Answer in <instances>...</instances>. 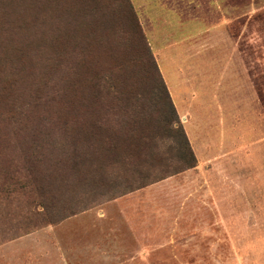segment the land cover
<instances>
[{"label": "rangeland", "instance_id": "374dc122", "mask_svg": "<svg viewBox=\"0 0 264 264\" xmlns=\"http://www.w3.org/2000/svg\"><path fill=\"white\" fill-rule=\"evenodd\" d=\"M67 1L0 0V264H264V0H158L175 30L160 49L177 56L191 91L184 110L139 0L129 3L141 42L121 0H80L74 30ZM97 26L113 56L90 74L122 65L113 76L125 73L138 97L129 113L102 95L98 138L127 131L136 112L153 138L135 168L77 158L54 125L65 119V59ZM42 120L57 131L32 144Z\"/></svg>", "mask_w": 264, "mask_h": 264}, {"label": "trees", "instance_id": "16d2710c", "mask_svg": "<svg viewBox=\"0 0 264 264\" xmlns=\"http://www.w3.org/2000/svg\"><path fill=\"white\" fill-rule=\"evenodd\" d=\"M69 5L76 8L69 10V14L66 18L67 23H71L73 16L72 29L78 25V21L82 15V8L80 0H68ZM129 0H121L123 6L126 5L127 12L122 14L123 18L132 22L130 34H135L138 39H143L141 30L135 25L133 16V7ZM135 12V11H134ZM134 22V23H133ZM70 30H67V37ZM99 27H94L93 31H88V34L79 38V56L75 55L74 60L65 59V77H64V94H65V119L61 125L54 123L56 129L70 139V144L76 146L74 150L77 158L79 155L86 156V158L93 159V163L99 160V165L103 168H111L117 163L125 164L132 168L140 165L141 159H144L148 155L150 145H152L151 136H144V132L140 129L139 124L141 121L136 119L137 113L130 114V125L127 131L121 134L108 131L105 138L99 139L97 133L101 130L99 111L102 104V95L104 93L112 96L111 104L108 102L106 107L120 105L121 109L130 113L134 109L138 97L135 90L128 89L126 87L127 77L125 73H122L119 79L113 76L115 71H124L122 65L110 67L107 72H101L97 70L94 74H90L92 65L97 67L100 65V59L104 57H112L113 52L109 48L107 43H102L99 35ZM90 41L94 42L96 46H100L102 56L96 51L91 49ZM102 44V45H101ZM149 52V51H148ZM123 56V55H122ZM120 56V57H122ZM150 62H152L153 72L156 74L155 80H160V73L157 70L156 64L152 61L150 56ZM93 92H88L89 89ZM164 100H167L168 107L174 113V106L172 100H170L169 94L166 92ZM113 107L109 106V110ZM90 109H93L92 112ZM53 123L47 124V122L39 121L32 129V137H34L32 144H39L37 139L39 136L54 134L56 129H53ZM187 146V143H186ZM194 159L193 155L188 152V161ZM159 180V179H158ZM145 185V184H144ZM146 186V185H145Z\"/></svg>", "mask_w": 264, "mask_h": 264}, {"label": "crops", "instance_id": "0c3cea01", "mask_svg": "<svg viewBox=\"0 0 264 264\" xmlns=\"http://www.w3.org/2000/svg\"><path fill=\"white\" fill-rule=\"evenodd\" d=\"M158 0H139L136 2V5L138 6L137 8H142V10L144 9L148 14H149V19L150 22H153L154 24H156V27H154L152 29V31L149 33V43L151 44V46H153V48H157L155 49L158 54H160L161 58L159 60V64H160V70L162 72V75L165 79L168 91L172 97L173 103L175 105V107H179L180 110H184L187 109L186 108V102H185V97H183L184 95H189L191 94V91L189 90V88H187V86L184 85L183 82H185V78L183 76V67H180L179 63L180 61L177 59V56H172L170 53L165 52V50L163 51L162 47L173 43V41H175L174 39V32L175 30H171L170 27H168L167 25L170 23V14H167L165 9L164 11L160 8L161 3L158 2ZM156 5H159L158 7H155ZM163 11V12H160ZM155 16V17H154ZM161 22L163 24V28H160ZM175 28V27H174ZM158 30V31H163L164 35H162V41L161 44H157V39L158 36L155 37L154 35V30ZM169 30V32H168ZM152 34V35H151ZM174 36V37H172ZM191 104H188L189 106H193V108H195V110H200L199 106L201 103L198 102V100L196 99H189Z\"/></svg>", "mask_w": 264, "mask_h": 264}, {"label": "bare ground", "instance_id": "6f19581e", "mask_svg": "<svg viewBox=\"0 0 264 264\" xmlns=\"http://www.w3.org/2000/svg\"><path fill=\"white\" fill-rule=\"evenodd\" d=\"M252 67V66H251ZM114 232V231H113Z\"/></svg>", "mask_w": 264, "mask_h": 264}]
</instances>
